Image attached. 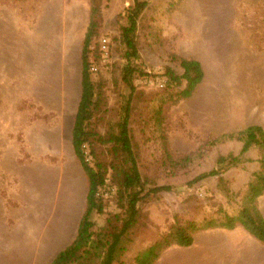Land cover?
Segmentation results:
<instances>
[{
	"label": "rangeland",
	"instance_id": "rangeland-1",
	"mask_svg": "<svg viewBox=\"0 0 264 264\" xmlns=\"http://www.w3.org/2000/svg\"><path fill=\"white\" fill-rule=\"evenodd\" d=\"M139 1L145 7L136 33L139 58L130 60L138 69L131 94L123 80L127 60L120 36L133 0H98L100 32L92 45L101 53L90 58V69L101 110L93 129L104 137L116 134L129 103L130 139L145 188L172 189L138 204L132 242L114 264H139L135 256L177 221H201L217 210L236 213L259 169L253 147L223 173L228 194L216 177L189 182L217 167L219 156L239 154L241 144L218 142L221 135L264 127V0ZM90 5L0 0V264H49L71 242L83 215L87 180L71 137ZM171 55L196 58L205 77L191 97L165 108L158 124L152 115L164 90L158 83L166 80V67L183 73ZM96 148L107 161L106 146ZM167 153L190 162L177 170L165 160ZM110 185L101 190L104 212L92 215L97 228L115 209ZM257 206L264 212V195ZM238 243L253 250L250 264H264V247L242 237ZM192 251L170 246L155 264H190Z\"/></svg>",
	"mask_w": 264,
	"mask_h": 264
},
{
	"label": "trees",
	"instance_id": "trees-1",
	"mask_svg": "<svg viewBox=\"0 0 264 264\" xmlns=\"http://www.w3.org/2000/svg\"><path fill=\"white\" fill-rule=\"evenodd\" d=\"M181 1V0H180ZM145 7L144 1L133 0V4L126 10L127 26L122 27L120 40L125 47L124 57L127 60L123 67V80L133 94L134 74L137 68L130 66V60L138 59L136 33L138 18ZM99 4L98 0H91L89 25L85 38L81 43V89L78 105L74 115L71 147L77 161L84 170L87 186L82 217L77 231L71 242L62 250L57 251L49 264H114L127 252L132 242V235L138 226L141 213L138 204L152 193L169 192L171 186L146 187L143 183L139 166L132 149L129 133L130 108L129 103L124 109L121 121L117 124L118 132L104 137L93 129L94 120L100 112L99 85L94 83L91 72V60L100 56L97 43L99 37ZM183 70L181 75L171 67H166L164 82L158 86L164 90L157 105L152 108V115L158 124L164 120L163 112L170 105L191 97L197 86L203 81L205 71L196 58L170 56ZM143 73V72H141ZM131 97V95H130ZM130 100V99H129ZM218 142L236 141L241 144L239 154L219 156L217 167L209 172L197 175L189 185L203 179L216 177L223 186L225 193H229L227 181L223 173L231 167L241 163L240 156L249 148L256 150L259 169L253 173V180L249 184L245 204L234 214L217 210L215 217H204L201 221L188 220L174 223L166 234L149 244L147 248L135 256L139 264H155L160 252L170 246L187 248L192 246L194 236L199 231L215 228L233 230L242 227L252 235L259 244L264 246V214L257 206V200L264 195V127L249 125L238 132L223 134ZM107 148V161H104L97 151V146ZM90 159V160H89ZM165 160L177 170L184 169L190 162L189 157L171 160L167 153ZM110 182L115 188V209L107 218L104 226H96L92 219L94 213H103L107 198L102 188Z\"/></svg>",
	"mask_w": 264,
	"mask_h": 264
},
{
	"label": "crops",
	"instance_id": "crops-1",
	"mask_svg": "<svg viewBox=\"0 0 264 264\" xmlns=\"http://www.w3.org/2000/svg\"><path fill=\"white\" fill-rule=\"evenodd\" d=\"M240 237L257 242L240 226L233 230L215 228L197 232L190 246L193 249V261L190 264H250L249 252L253 250L246 243L238 248Z\"/></svg>",
	"mask_w": 264,
	"mask_h": 264
},
{
	"label": "built area",
	"instance_id": "built-area-1",
	"mask_svg": "<svg viewBox=\"0 0 264 264\" xmlns=\"http://www.w3.org/2000/svg\"><path fill=\"white\" fill-rule=\"evenodd\" d=\"M106 41H107L106 38H103L102 41H101V44H102V47H103V48L105 47ZM91 69H92V70H95L94 68H91Z\"/></svg>",
	"mask_w": 264,
	"mask_h": 264
}]
</instances>
